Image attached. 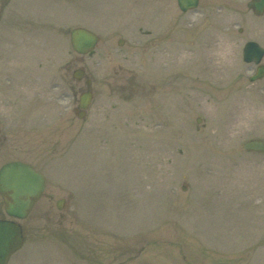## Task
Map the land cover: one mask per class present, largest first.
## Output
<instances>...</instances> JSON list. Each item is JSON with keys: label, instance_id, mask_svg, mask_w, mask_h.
<instances>
[{"label": "rangeland", "instance_id": "374dc122", "mask_svg": "<svg viewBox=\"0 0 264 264\" xmlns=\"http://www.w3.org/2000/svg\"><path fill=\"white\" fill-rule=\"evenodd\" d=\"M249 2L201 0L182 13L177 0H0L11 15L0 25V96L59 113L58 134L44 132L48 152L58 145L44 161L45 197L70 201L34 209L12 264H74V233L110 248V264H264V155L243 148L264 139V79L249 82L257 67L242 56L248 41L264 47V16ZM78 26L100 36L92 58L72 49ZM130 66L126 84L143 92L111 95L105 79L123 84ZM79 68L99 93L85 121L67 112L86 85Z\"/></svg>", "mask_w": 264, "mask_h": 264}, {"label": "flooded vegetation", "instance_id": "af4514ba", "mask_svg": "<svg viewBox=\"0 0 264 264\" xmlns=\"http://www.w3.org/2000/svg\"><path fill=\"white\" fill-rule=\"evenodd\" d=\"M139 43L140 42H134L133 39H131L129 48H132L135 45H139ZM146 45L147 48H150L148 42L146 43ZM119 49L122 50V48ZM127 49L123 50V54L130 55L131 50ZM119 59L120 65L122 62H126L129 58L127 55H124ZM114 62L115 61L113 60V62L111 63ZM122 71L128 75V78L125 82H123V84H115L113 82L114 78L113 80L108 78L105 79L107 83H113L107 85L108 92L111 95L116 96L121 91L120 86H122L126 88L131 95L137 96L138 94H141L143 92L142 88L133 87V82H131L129 87L127 86L128 84H126L134 77L133 75L135 74V71L133 70V68L130 66L126 70L122 69ZM93 78H90L88 82H90L91 85L95 87L96 79ZM83 91L84 90H80V92ZM98 94L99 93L95 89H93L92 108L97 106L95 105V99H97ZM17 98L18 96H0V157L7 154H21L24 156L23 158L16 157V159L12 160H20L24 163H29L35 169L44 172L43 166L45 165L44 161L46 160L47 156L58 150V145L55 142L54 150L48 152V142L46 136L44 135V132H46L47 127L50 126L56 128L57 132L55 133L58 134V123L60 121L59 113L55 111V114L53 116L52 114L50 115L48 112H46L44 108L33 111L26 110L24 106L18 104L19 100H17ZM75 111L76 113H79V106H77ZM37 131L39 132V141L35 142V140L33 139V135L37 133ZM59 201L60 199L55 200L53 196H50L49 198L45 197L44 194L42 198L36 203L34 209H36L37 206L41 208H57ZM69 202L70 201L68 200V198L64 199L65 205ZM31 215L21 223L24 235V246L28 242V232L32 230L31 224L27 223L31 220ZM0 218L4 217L0 215ZM72 235L73 247L75 248V251L73 249L75 258L74 264H110L104 261V257L109 256L108 254H106V252H111L110 248H108L106 245L105 248H100L99 242H97L95 238H92L90 236H81L79 235V233H74ZM12 259L10 260L9 264H11Z\"/></svg>", "mask_w": 264, "mask_h": 264}, {"label": "water", "instance_id": "95a60500", "mask_svg": "<svg viewBox=\"0 0 264 264\" xmlns=\"http://www.w3.org/2000/svg\"><path fill=\"white\" fill-rule=\"evenodd\" d=\"M183 12L198 7L199 0H178ZM249 8L258 16L264 14V0H253ZM74 49L81 54L93 50L98 38L85 29H76L71 34ZM264 56V49L256 43H248L244 50L247 62L259 64ZM264 76V66H260L257 74L251 78L255 81ZM89 99H82L81 106L87 109ZM248 151L264 153V140L249 141L244 145ZM45 190V178L29 165L13 162L4 165L0 170V194L5 201L8 216L25 219ZM61 209V207H60ZM23 243L22 228L14 221L0 220V264H7L9 258L20 249Z\"/></svg>", "mask_w": 264, "mask_h": 264}]
</instances>
